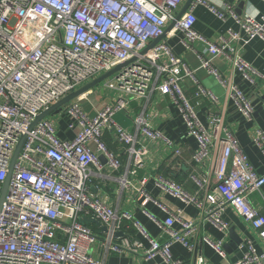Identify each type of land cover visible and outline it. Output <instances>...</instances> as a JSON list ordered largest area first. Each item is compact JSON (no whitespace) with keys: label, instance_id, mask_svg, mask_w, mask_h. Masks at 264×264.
<instances>
[{"label":"built area","instance_id":"obj_1","mask_svg":"<svg viewBox=\"0 0 264 264\" xmlns=\"http://www.w3.org/2000/svg\"><path fill=\"white\" fill-rule=\"evenodd\" d=\"M186 1L0 0V197L13 152L24 136L0 202V264H105L111 253L129 254L148 264H184L173 258L170 248L177 242L192 249L189 240L197 231L194 220L184 219L179 211L169 212L161 223L156 221L167 237L160 242L130 213L111 208L88 189L90 167L102 168L100 156L111 169L120 166L118 155L102 139L106 128L111 129L114 140L125 145L134 165L144 166L145 144L115 122L114 115L128 112L129 101L144 98L149 89L169 97L178 107L188 133L196 140V163L208 158L215 143L219 148L213 169L218 183L202 200L170 179L158 177V186L185 203L195 204L205 220L224 232L229 226L221 213L231 205L263 246V251L257 253L251 241L246 240V251L231 264H264V215L248 200L249 193L264 188V173L253 169L221 114L215 111L207 115L209 129L200 121L195 106L185 96L184 79L193 81L196 95L211 102L217 98L200 84L187 62L167 43V33L144 51L174 22L169 33L179 31L182 44L196 54L199 66L220 84L226 82L212 64L220 55L232 70L252 82L255 77H264L242 59L241 50L251 38L264 40V26L252 15L236 17L245 38L228 29V37L222 35L214 41L195 30L194 8L202 5L221 19L227 13L234 16L231 8L223 4L221 9L210 0H191L176 19ZM123 63L126 64L110 76L115 85H109L123 95H116L93 116L80 106L90 89L64 106L70 117L68 128L75 133L72 139L59 138L47 118L36 120L42 111L81 84ZM229 96L251 119L254 107L250 99L234 85L230 86ZM137 122L144 136L160 138L178 153L161 132L142 119ZM254 140L264 154V132L257 130ZM193 179L200 187L207 182V178ZM122 183L129 185L127 180L122 179ZM144 183L143 178L140 184ZM140 193L150 198L143 190ZM154 203L167 211L156 200ZM84 217L96 219L105 231L95 233L81 222ZM126 222L147 246L140 239L117 235L123 232ZM174 222L181 228L175 229ZM206 240L225 257L222 241L212 242L205 237ZM192 264L209 263L203 255L196 254Z\"/></svg>","mask_w":264,"mask_h":264},{"label":"crops","instance_id":"obj_2","mask_svg":"<svg viewBox=\"0 0 264 264\" xmlns=\"http://www.w3.org/2000/svg\"><path fill=\"white\" fill-rule=\"evenodd\" d=\"M222 9L223 4H228L234 16L227 13L223 19L217 17L206 7L198 5L194 8L196 21L194 28L204 37L219 41V36L228 37L226 31L231 29L237 32L241 38H245V33L240 30L236 23V17L252 15L264 26V0H210ZM170 31V30H169ZM167 31L165 40L180 55L193 70L194 75L200 84L208 90H211L216 96V101L211 102L207 97L195 94L196 87L193 81L187 77L182 83L185 96L197 110L198 117L204 126L209 129L206 120L210 112L217 111L222 115L224 123L231 128L236 136L240 146L246 153L253 169L259 173H264V154L256 145L254 140L255 132L261 130L264 132V78L255 77L254 81L245 80L242 74L232 70L226 58L222 55L217 56L212 64L220 72L226 82L222 85L206 69L199 66V60L196 54L185 47L181 42V33L179 31ZM169 34V35H168ZM197 47H199L197 45ZM241 56L250 66L257 70L264 77V40L260 37L249 39L242 47ZM104 74V73H103ZM96 75L84 84L101 76ZM114 80L108 77L90 89L87 96L80 101V106L89 116H93L97 109L105 104H110L116 95H123L121 92L110 87ZM115 85V84H114ZM238 87L242 93L250 99L254 112L251 119H247L239 110L233 99L229 96L230 86ZM89 96H95L94 104L87 105L85 101ZM128 112H117L114 120L122 126L136 140H141L146 148L144 166L136 167L133 163V157L125 150V145L113 139L111 129H104L102 139L106 146L116 153L120 160V166L117 169H111L100 156L101 169L95 166L90 167L88 189L91 193L99 195L108 206L118 211H126L137 219L149 232L160 242L165 241L167 237L163 234L160 225L169 212H181V216L187 220H194L197 224V231L189 242L192 249L184 247L180 243L174 242L171 245L173 258L182 260L184 264H192L196 254L203 255L209 264H231L239 259L246 251V240H250L257 253L263 251V246L255 233L249 227L248 223L235 211L231 205H226L221 213L222 219L228 224L229 229L224 232L218 229L214 224L203 217L201 209L195 204L185 203L180 199L173 197L161 187L158 186V177L166 178L180 184L185 192L189 194L197 193L198 199L202 200L206 193L215 190L217 180L213 175V169L216 166L219 148L215 143L210 150L208 158L201 163H196L193 159V153L196 150V140L188 133V128L178 107L169 97L161 96L156 90L149 89L146 96L140 99H133L128 103ZM56 127V134L61 139H72L75 133L68 128L70 117L65 111V107L60 113L46 117ZM137 119L146 121L152 129H156L168 138L173 147L178 149L174 153L173 149L168 147L164 140L149 139L143 135L141 123ZM135 147L138 144L134 145ZM93 147V146H92ZM207 178L203 186H198L193 179ZM145 179L143 185L140 184ZM123 180H127L129 185H124ZM143 190L150 198H145L140 193ZM156 200L162 207L154 203ZM248 200L251 206L264 215V188L261 191L249 193ZM152 217V218H151ZM89 224L91 230L97 234H102V225ZM173 227L180 229L178 222H174ZM230 228L240 238V242L235 247L224 248L232 242L229 234ZM123 232L118 236H126L131 239H140L144 245L147 242L136 232V229L129 223H124ZM208 238L212 242L222 241L225 257L218 254L211 246ZM105 264H148V262H139L135 256L129 254L111 253L107 255Z\"/></svg>","mask_w":264,"mask_h":264},{"label":"water","instance_id":"obj_3","mask_svg":"<svg viewBox=\"0 0 264 264\" xmlns=\"http://www.w3.org/2000/svg\"><path fill=\"white\" fill-rule=\"evenodd\" d=\"M191 0H187L186 3L183 5V7L181 8L180 12L177 14L176 16V19H178L187 9L188 7V4ZM174 22L171 23L167 29L165 30L164 34L161 35L160 37L156 38L155 40H153L151 42V44L144 50L146 51L147 49H149L151 46H153L155 43H157L159 40H161L165 34L167 33V31H169L172 26H173ZM126 63H123V64H120L118 66H116L115 68L111 69L110 71L102 74L101 76L93 79L91 82L87 83V84H84L83 86H81L80 88L76 89V90H73L72 92H70L69 94H67L65 97L61 98L59 101L55 102L54 104H52L51 106H49L46 110L42 111L36 118V120H40L42 118H46V117H49V116H53L54 114H58L62 111L63 107L66 106L72 99L78 97L79 95H81L82 93H84L85 91L93 88L95 85H97L98 83H100L101 81H103L104 79L110 77L112 74H114L116 71H118L123 65H125ZM23 140H24V136H22L20 138V140L18 141L16 147H15V150L13 152V156H12V160H11V164H10V167H9V170H8V174H7V177L3 183V186H2V190H1V197H0V202L2 201L3 199V196H4V193H5V190H6V187H7V184H8V181H9V178H10V172H11V167H12V163L13 161L15 160L20 148H21V145L23 143ZM81 222L82 223H93L95 225H101L99 221H97L96 219L94 218H88V217H84L81 219ZM102 230H105V227L103 226L102 227ZM229 234H230V238L232 240V242H230V245L229 246H225L224 248H227L229 249L228 247H235L239 242H240V238L236 235V233H234V229L233 228H230L229 230Z\"/></svg>","mask_w":264,"mask_h":264},{"label":"rangeland","instance_id":"obj_4","mask_svg":"<svg viewBox=\"0 0 264 264\" xmlns=\"http://www.w3.org/2000/svg\"><path fill=\"white\" fill-rule=\"evenodd\" d=\"M81 86H83V84H81ZM94 99H95V96H89V97L87 98V101H85V103H86L87 105L94 104ZM57 115H58V114H57Z\"/></svg>","mask_w":264,"mask_h":264},{"label":"trees","instance_id":"obj_5","mask_svg":"<svg viewBox=\"0 0 264 264\" xmlns=\"http://www.w3.org/2000/svg\"><path fill=\"white\" fill-rule=\"evenodd\" d=\"M88 227L90 226L89 224H86Z\"/></svg>","mask_w":264,"mask_h":264}]
</instances>
